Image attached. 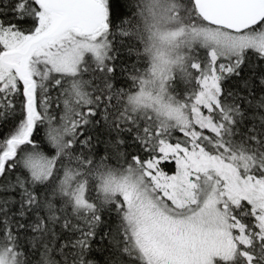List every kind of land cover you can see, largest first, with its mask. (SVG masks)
Instances as JSON below:
<instances>
[{
  "label": "snow or ice",
  "instance_id": "obj_1",
  "mask_svg": "<svg viewBox=\"0 0 264 264\" xmlns=\"http://www.w3.org/2000/svg\"><path fill=\"white\" fill-rule=\"evenodd\" d=\"M0 264H264V0H0Z\"/></svg>",
  "mask_w": 264,
  "mask_h": 264
}]
</instances>
